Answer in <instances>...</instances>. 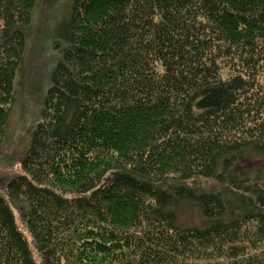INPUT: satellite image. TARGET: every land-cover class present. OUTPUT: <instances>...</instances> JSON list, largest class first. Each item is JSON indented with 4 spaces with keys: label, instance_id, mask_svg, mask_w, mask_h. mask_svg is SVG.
<instances>
[{
    "label": "trees",
    "instance_id": "1",
    "mask_svg": "<svg viewBox=\"0 0 264 264\" xmlns=\"http://www.w3.org/2000/svg\"><path fill=\"white\" fill-rule=\"evenodd\" d=\"M37 1L0 0V144ZM67 14L25 172L0 194V264H264V171H234L264 160V0ZM182 201L202 224L180 223Z\"/></svg>",
    "mask_w": 264,
    "mask_h": 264
},
{
    "label": "rangeland",
    "instance_id": "2",
    "mask_svg": "<svg viewBox=\"0 0 264 264\" xmlns=\"http://www.w3.org/2000/svg\"><path fill=\"white\" fill-rule=\"evenodd\" d=\"M73 0H38L31 24L24 29L26 46L17 68L14 104L0 144V194L7 196L9 181L23 174L22 160L31 146L35 130L41 120L44 103L52 84V74L63 60L62 49L67 41L59 34ZM226 73L229 70L226 68ZM259 157H263L259 155ZM264 171L263 159H248L234 171ZM200 188L221 191L228 197L231 187L225 182L208 177H195L189 181ZM183 202V203H182ZM178 207L180 223L202 224L204 217L192 202L182 201ZM19 226L26 232L19 212V202L13 204ZM29 235V233H28ZM31 239V237H30Z\"/></svg>",
    "mask_w": 264,
    "mask_h": 264
}]
</instances>
